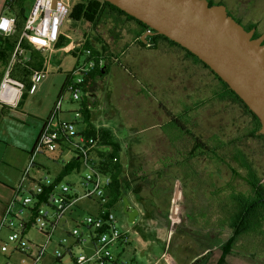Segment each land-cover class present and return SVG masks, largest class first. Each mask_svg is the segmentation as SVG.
Wrapping results in <instances>:
<instances>
[{"label":"rangeland","instance_id":"374dc122","mask_svg":"<svg viewBox=\"0 0 264 264\" xmlns=\"http://www.w3.org/2000/svg\"><path fill=\"white\" fill-rule=\"evenodd\" d=\"M77 1L60 0L69 8H72ZM213 1H222L230 9L239 2L238 0ZM242 1L240 4L247 10H253L256 19L264 18V0ZM30 2L32 3L33 0H30ZM76 27L65 23L61 31L71 40L79 36L80 31H86V28L82 26H79L77 30ZM113 30L118 33L124 31L123 27L118 24H114ZM96 42L100 45L98 40ZM112 44V41H110V45ZM104 47L108 46L104 45ZM86 57L85 52L64 54L61 61V71L56 69L55 64H52L51 73L48 75L46 88L42 94L43 99L33 102L35 103L34 107L38 108L43 116L48 115V108L53 102L57 101L58 92L61 84H63L66 72L73 68L77 59L83 63ZM114 64L118 67H115ZM119 64L118 61L116 63L113 61L112 65L114 67L105 78V92L101 91L100 93L101 108H99V99L95 98L93 101L92 121L98 126L106 125L108 127L109 125L114 128V118H119L128 133L141 139L143 145L147 148L152 144L150 137L153 131L145 129L143 117L146 114L145 111L153 107V100H155L153 99L155 95L152 98L150 94V86L153 87L154 93H158V89H164L168 112L173 114L178 112L176 105L180 108L182 105L179 106L178 104L186 103V100H190L191 97L186 99V96L182 93L181 89L186 85L181 83L183 81L179 76L180 73L170 67L169 61L165 63L167 65L164 67L165 69L156 73L152 81H149L148 77L140 71L136 73V68L131 66L124 65L126 67L124 72V70H121L123 66ZM172 64L175 63L171 61V66ZM169 71H171V74H169ZM121 75H123V81L127 82L128 80L132 87L129 91L130 94L124 93ZM155 85L157 88H154ZM142 86L145 87L144 91L140 89ZM71 98L70 91L65 90L62 112H59V116L63 120L75 121L74 112H68V110L77 109L81 100L75 101ZM137 98L140 100L139 105L134 104ZM110 99L112 100L110 101ZM193 99L198 100L196 96ZM234 103L235 107L233 109L236 113L233 127L236 133L235 143H239L238 148L236 146L234 148L225 146L215 154H202V159L193 160L192 167L194 166L196 170L193 169L192 174L189 175L190 178L187 177L190 170H187L186 177L181 179L180 185L171 187L169 185H158V182H163L162 178H153L150 181L147 177V171L133 168L134 163L132 162V155L128 152L129 149L121 147L124 179L131 185V189L126 191L125 195L138 208V215L134 221H130L122 201L116 202L112 210L118 228L123 232L127 231L131 238L130 245L133 249L135 248L136 263L134 264H194L195 260L204 255L208 256L205 264H216L221 255V244L232 231L228 227V222L232 221L234 215V197L237 192L248 195L251 189L247 179L249 170L239 161L240 156H236L239 149L245 151L246 156L250 157L248 159L252 160L253 163H250L253 169L261 178V182L264 183V139L258 136L259 130L256 129L257 125L252 115L235 98ZM115 112L117 115H114ZM202 118L204 121H214L215 119L214 115L211 116L209 112L203 113ZM83 125L82 119H77L76 130H81ZM123 140L131 141V138H124ZM219 141H221L220 144L227 142L226 139H219ZM71 154L68 151V153L65 152L61 156L57 150L44 151V154H39L36 157V162L41 164L43 169L41 171L35 170L36 174L35 171H31V176L35 180H39L45 174L50 177H58ZM186 160H188V157H186ZM181 165L185 167L188 166V163L183 161ZM89 171L88 166L81 165L63 177L61 183H69L75 190L81 191L82 182ZM171 174H175V170H171ZM165 181L173 182L172 179H165ZM193 195H196L198 203L192 209L194 212H191V207H186L183 203H188L190 197H195ZM207 199L211 201H204ZM173 200L178 205L172 204ZM79 205L72 209L71 217L73 215L75 218L81 219L89 212L97 211L98 208L97 202L91 200H81ZM67 217L69 220H62L60 226L71 228L75 225V222L70 220V214H67ZM81 230L86 231L87 229L81 227ZM7 234V230L2 229L0 239L6 240ZM32 235L35 240L44 241V238L37 232H33ZM67 242H71V239L68 238ZM239 243L236 248L242 250L243 253L246 251L247 254L255 252V258L264 262V243L255 242L250 237L242 239V242ZM254 243L260 244L255 245ZM248 248L252 251H248ZM254 248L255 250H253ZM112 249L115 250L114 247ZM251 255L249 254V256ZM6 259L7 256L2 253L0 263L5 262ZM20 260V256L14 255L9 264L19 263ZM227 261L228 264H257L239 255H229Z\"/></svg>","mask_w":264,"mask_h":264},{"label":"crops","instance_id":"0c3cea01","mask_svg":"<svg viewBox=\"0 0 264 264\" xmlns=\"http://www.w3.org/2000/svg\"><path fill=\"white\" fill-rule=\"evenodd\" d=\"M6 2L7 0H0V15L3 13L12 15L8 12ZM236 11L248 27L253 26L258 33L264 34L263 17L256 19L253 10H247L241 4L237 5ZM103 17V20L97 25L84 26L82 21L75 24L76 30L82 26L86 28V31H80V35L74 39L70 40L64 32L61 35V40H69V42L86 38L99 51L98 57L101 58L100 64L103 66L102 72L95 79L89 94L84 97L85 101L90 102L91 111L95 98L99 99V108H101L100 93L101 91L105 92V78L114 67L113 61L115 63L118 61L119 65L123 66L120 68L124 72L125 66L136 68L135 72L140 71L148 77L149 81L155 78L156 73L164 70V67L167 66L165 63L169 61L170 67L180 73L179 76L183 81L181 83L186 85L181 89L182 93L186 99L191 97L190 100H186V103L178 104L179 106L182 105L180 108L176 105L178 112L173 114L168 112L164 89H158V93H154L153 87L150 86V94L152 98L155 95L153 98L155 100H153V107L146 110L143 117L145 129L153 131L150 137L152 144L147 148L141 139L128 133L119 118H114V128L108 125L113 130V134L120 142L121 147L129 149L128 152L132 155L134 169L147 171V177L150 181L153 178H162L163 182H158V185L171 187L181 184V179L186 177L187 170H190L187 173V177L190 178L189 175L192 174L193 169L196 170L194 166L192 167L193 160L202 159V154H215L225 146L238 148L239 143H235L236 133L233 127L236 113L233 109L235 107L234 96L224 83L187 51L165 39L157 38L155 43L141 44L139 40L145 31L142 32V27L125 14L106 8ZM114 24L122 26L124 31L122 33L114 31ZM96 40L100 42V45L97 44ZM110 41H112V45H110ZM104 45L108 47L105 48ZM31 46L33 45L31 44ZM60 47L56 45L53 51L49 66L50 73L52 64H55L56 69L61 71V61L66 52L62 51ZM78 61L79 59H77ZM171 61L175 63L172 66ZM6 64L0 59V83ZM114 65L118 67V65ZM71 70L66 72L58 97L64 94L65 86L69 80L68 73ZM47 78L48 76L41 83L39 91L33 94L27 92L22 103L16 107L6 106L3 108V104L0 103V218L6 203L11 199L15 188L23 178L38 135L55 105L56 101L48 108V115L46 116H43L38 108L34 107L35 103L33 102L43 99L42 94L46 88ZM123 79V75H121L124 93L130 94L129 91L132 87L128 80L125 82ZM135 85L137 84L135 83ZM144 88V86L140 87L142 91ZM154 88L157 86L155 85ZM195 96L198 100L193 99ZM199 97L201 98L199 99ZM188 101L190 102L187 104ZM139 102L140 100L137 98L134 104L139 105ZM94 109L96 108L94 107ZM70 111L72 110H68V112ZM205 112H209L211 116L214 115V121H204L202 114ZM58 119L62 118L58 115ZM169 128L171 129L168 130ZM124 138H131V141L123 140ZM219 139H226L227 142L220 144ZM183 161H186L188 166L182 167ZM38 170L41 171L42 169ZM171 170H175V174L172 175ZM165 179H172L173 182H167ZM193 196L195 197H190V199L196 201V195ZM133 252H135V248Z\"/></svg>","mask_w":264,"mask_h":264},{"label":"built area","instance_id":"2783aa9c","mask_svg":"<svg viewBox=\"0 0 264 264\" xmlns=\"http://www.w3.org/2000/svg\"><path fill=\"white\" fill-rule=\"evenodd\" d=\"M70 12L71 8L60 0L56 7L52 6V0H33L29 6L21 39L29 40L44 57L43 67L32 74L31 94L39 91L41 83L50 74L52 54L62 35L63 24H68ZM14 29L15 16L7 13L0 15V35H9ZM21 39L6 64L0 83V103L3 105L16 107L25 90V84L11 76L13 65L25 53ZM86 41V38H82L60 47L66 53L85 52L87 56L83 63L78 61L68 73L65 90L70 91L71 99L75 101H82L87 75L97 62H102L100 57L93 55L91 48L85 47ZM62 101L63 95L58 97L45 120L23 178L2 212L0 230L5 229L8 234L6 240H0V255L3 253L7 256L5 262L0 264H9L14 255L21 257L20 262L15 264H134L131 238L127 231L118 228L112 210L114 204L110 203L111 175L100 168L99 159L95 156L94 149L102 147L100 137H87L82 133L86 123L81 102L77 109L71 111L74 112L75 121L58 119ZM77 119H82L85 124L79 131L75 128ZM56 150L61 156L68 151L72 153L66 163L77 156L80 166L89 167L81 191L75 190L69 183H61L62 179L57 180V177L45 174L35 180L31 176L35 168L43 169L36 162L37 155ZM81 200L97 202V211L89 212L81 219L71 217L72 209ZM67 214L75 222L71 228L60 226L62 220H69ZM81 227L87 230L83 231ZM33 232L42 236L44 241L35 240ZM68 238L71 242H67Z\"/></svg>","mask_w":264,"mask_h":264},{"label":"trees","instance_id":"16d2710c","mask_svg":"<svg viewBox=\"0 0 264 264\" xmlns=\"http://www.w3.org/2000/svg\"><path fill=\"white\" fill-rule=\"evenodd\" d=\"M30 0H7L6 6L8 7V12L15 16V29L9 35H1L0 36V59L4 62L8 63L13 55V51L15 46L21 39V35L24 30L25 21L27 18L28 8L30 6ZM106 8L112 9L114 11H118L119 13L125 14L129 18L135 20L141 27L142 32L149 29V26L142 22L141 20L135 18L134 16L128 14L124 10L120 9L116 5L105 1V0H78L73 7L71 8V12L68 18L69 25H75L83 22L84 26L89 25H97L103 20L104 11ZM251 26H249L250 28ZM157 38H162L169 41L172 44H175L185 51L188 54L193 56L197 61L202 63L206 68H208L214 75L220 79L224 85L229 89L230 93L234 96L236 100H238L241 105L245 108L247 112H249L256 123L257 131L261 127V122L259 118L253 113L247 104L238 96V94L233 91L229 85L219 77L204 61H202L198 56L192 53L187 48L183 47L179 43L174 40L168 38L167 36L159 33H155L147 37V43H155ZM57 42L58 46H63L69 42V40H61ZM141 44L146 45L142 40H139ZM21 46L25 49L24 56L19 57L18 60L12 67L11 76L25 84V90L20 100L19 104L24 100L27 92L33 86L32 74L36 70H40L44 65V57L42 53L35 49L26 38L21 39ZM86 48H91L93 55L98 56V50L93 46L90 40L86 41ZM28 50V51H27ZM99 58V57H98ZM99 61V60H98ZM103 66L97 62V65L94 69L87 75L83 89L84 96L81 101V105L83 107V120L86 123V128L82 130V133L87 137L96 136L100 137V145L102 147L95 148V156L98 157L100 168L108 172L111 175L112 183L109 189L110 193V203L115 204L116 202H123V198L126 196V191L131 189V185L129 182L124 179L123 175V163L121 160V145L118 139L114 136L113 130L106 126H96L91 117V109L89 108V101H85V96L89 94L91 88L95 83V79L101 75ZM8 105H3L5 108ZM5 112V110L3 109ZM258 136L264 139V134L259 133ZM240 156V162L242 165L249 170L248 174V183L251 186L248 195L240 194L242 192H237L235 195L234 201V212L233 219L231 222H228V227L231 228V234L226 238L221 244V255L218 258L216 264H228L227 258L229 255H239L244 258H248L256 262L257 264H264L260 259H256L255 252H250L247 254L244 253L239 248H236L239 242H242V239L250 237V239L255 240V242L264 243V183L261 182V178L257 175L253 166L250 162H252L248 155L245 154V151L238 150L236 156ZM245 155V157H244ZM235 156V157H236ZM237 158V157H236ZM253 163V162H252ZM80 167V160L77 156H74L69 162H67L61 169L57 180H61L63 177L68 175L74 169ZM135 173V172H134ZM135 175V174H134ZM137 175V174H136ZM174 201V200H173ZM209 202L211 200H204ZM174 201L172 204L178 205V203ZM197 201L193 199H189L188 203H183L184 206H190L191 212ZM181 204V203H180ZM180 213V211H179ZM181 214V213H180ZM258 245L260 243H254ZM244 245V244H242ZM241 245V246H242ZM256 248V247H255ZM255 248L253 250H255ZM240 250V251H239ZM248 251H252V249L248 248ZM249 254H252L249 256ZM208 256L204 255L203 257L194 261V264H201L207 261Z\"/></svg>","mask_w":264,"mask_h":264},{"label":"water","instance_id":"95a60500","mask_svg":"<svg viewBox=\"0 0 264 264\" xmlns=\"http://www.w3.org/2000/svg\"><path fill=\"white\" fill-rule=\"evenodd\" d=\"M58 0H52L56 7ZM149 26L141 35L163 34L204 61L255 113L264 134V34L254 37L224 4L208 0H105ZM134 221L138 208L123 198Z\"/></svg>","mask_w":264,"mask_h":264},{"label":"flooded vegetation","instance_id":"af4514ba","mask_svg":"<svg viewBox=\"0 0 264 264\" xmlns=\"http://www.w3.org/2000/svg\"><path fill=\"white\" fill-rule=\"evenodd\" d=\"M209 1V4H224L222 1H213V0H208ZM239 2L237 4H240L241 2H243L242 0H238ZM237 4H235L232 9H230L226 4H224L226 6V9L228 11V13L233 16L238 22H240L247 30H250L252 28H255V27H248V25L244 22V20L238 15L237 11H236V7H237ZM261 33H258L256 31V28H255V32H254V37H258L260 36ZM214 74V73H213ZM220 80V79H219ZM221 81V80H220ZM222 82V81H221ZM223 83V82H222Z\"/></svg>","mask_w":264,"mask_h":264}]
</instances>
